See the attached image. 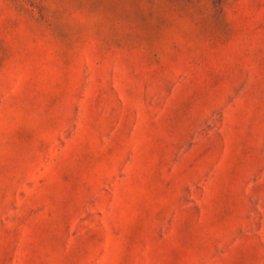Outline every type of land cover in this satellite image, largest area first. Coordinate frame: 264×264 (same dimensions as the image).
Returning <instances> with one entry per match:
<instances>
[{"label": "rangeland", "instance_id": "rangeland-1", "mask_svg": "<svg viewBox=\"0 0 264 264\" xmlns=\"http://www.w3.org/2000/svg\"><path fill=\"white\" fill-rule=\"evenodd\" d=\"M0 264H264V0H0Z\"/></svg>", "mask_w": 264, "mask_h": 264}]
</instances>
